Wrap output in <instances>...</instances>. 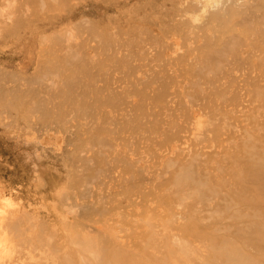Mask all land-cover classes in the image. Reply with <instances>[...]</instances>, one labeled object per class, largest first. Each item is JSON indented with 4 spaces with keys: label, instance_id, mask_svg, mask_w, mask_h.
Masks as SVG:
<instances>
[{
    "label": "rangeland",
    "instance_id": "1",
    "mask_svg": "<svg viewBox=\"0 0 264 264\" xmlns=\"http://www.w3.org/2000/svg\"><path fill=\"white\" fill-rule=\"evenodd\" d=\"M0 198V264H264V0H0Z\"/></svg>",
    "mask_w": 264,
    "mask_h": 264
},
{
    "label": "bare ground",
    "instance_id": "2",
    "mask_svg": "<svg viewBox=\"0 0 264 264\" xmlns=\"http://www.w3.org/2000/svg\"><path fill=\"white\" fill-rule=\"evenodd\" d=\"M0 199H1V198H0ZM4 202H5L6 205H9V203H10V202L7 201V200H4ZM10 208H11V207H10ZM4 211H6V210H4ZM4 211H3V212H4ZM8 213H11V212H8ZM8 213H7V214H8ZM2 214H3V213H2ZM3 215H4V214H3ZM5 215H6V214H5ZM10 215H11V214H10ZM10 215H9L8 217H11ZM3 217H5V216H3ZM12 218H13V217H12ZM16 218H17V217H16ZM3 219H4V218H3ZM14 220H16L15 217H14ZM21 220H22V219H21ZM7 221H8V219H7ZM9 221H10V220H9ZM17 221H18V220H17ZM1 222H2V221H1ZM3 222H5V221H3ZM3 222H2V224H3ZM18 222H19V221H18ZM10 223H11V222H10ZM16 223H17V222H16ZM0 224H1V223H0ZM8 224H9V223H8ZM14 224H15V222H14ZM3 225H4V224H3ZM5 225H6V224H5ZM16 225H17V224H16ZM19 226H20V225H19ZM4 227H5V226H4ZM15 227H16V226H15ZM4 229H5V228H4ZM22 229H23V228H22ZM8 231H10V230H8ZM37 232H38V231H37ZM7 234H8V233H7ZM14 234H15V233H14ZM14 234H13V236H14ZM24 234H25V233H24ZM42 234H43V233H42ZM11 236H12V235H11ZM35 236H36V234H35ZM41 236H42V235H41ZM37 237H38V235H37ZM39 237H40V236H39ZM47 237H48V236H47ZM10 238H11V237H10ZM12 238H13V237H12ZM44 238H46V237H44ZM28 239H29V237H28ZM12 240H13V239H12ZM17 240H18V239H17ZM16 242H18V241H16ZM48 243H49V241H48ZM14 244H15V243H14ZM30 244H31V243H30ZM20 245H21V244H20ZM21 246H22V245H21ZM47 249H48V248H47ZM16 250H17V249H16ZM19 252H20V251H19ZM17 253H18V252H17ZM21 255H22V254H21ZM24 255H25V254H24ZM46 256H47V255H46ZM13 257H14V256H13ZM47 257H48V256H47ZM24 258H25V257H24ZM14 259H15V257H14ZM25 259H26V258H25ZM47 259H48V258H47ZM41 260H42V259H41ZM0 262H1V261H0ZM26 263H28V262H25V264H26ZM18 264H19V263H18ZM22 264H23V263H22ZM30 264H31V263H30Z\"/></svg>",
    "mask_w": 264,
    "mask_h": 264
}]
</instances>
